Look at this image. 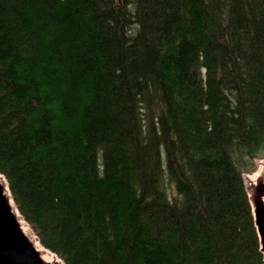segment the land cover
Instances as JSON below:
<instances>
[{"label": "trees", "instance_id": "16d2710c", "mask_svg": "<svg viewBox=\"0 0 264 264\" xmlns=\"http://www.w3.org/2000/svg\"><path fill=\"white\" fill-rule=\"evenodd\" d=\"M264 0H0V174L63 264H264Z\"/></svg>", "mask_w": 264, "mask_h": 264}, {"label": "water", "instance_id": "95a60500", "mask_svg": "<svg viewBox=\"0 0 264 264\" xmlns=\"http://www.w3.org/2000/svg\"><path fill=\"white\" fill-rule=\"evenodd\" d=\"M0 177L3 178L1 174ZM248 197L264 260V181L262 179L254 185L253 191L250 190ZM15 212L18 213L16 208L15 211L13 210L5 195V187L0 181V264H51L43 260L22 232Z\"/></svg>", "mask_w": 264, "mask_h": 264}, {"label": "bare ground", "instance_id": "6f19581e", "mask_svg": "<svg viewBox=\"0 0 264 264\" xmlns=\"http://www.w3.org/2000/svg\"><path fill=\"white\" fill-rule=\"evenodd\" d=\"M260 174H261V171H259L258 175H260ZM257 179H258V177H257ZM0 181L3 184V186L5 187V195L8 197L9 202H10L13 210L15 211V206H14V204L12 202L11 197H10V193H9L7 184H6L5 180L2 177H0ZM255 181H256V179H255ZM15 213H16L17 219H18V221L20 223L22 232L31 241L32 245L38 251V253L43 258V260L48 262V263H51V264H63L62 261L58 260L49 250L45 249L41 244H39L36 241L35 237L32 235V233H31V231L29 229V226L26 224V222H24V220L18 215L17 212H15ZM259 243H260V240H259Z\"/></svg>", "mask_w": 264, "mask_h": 264}, {"label": "rangeland", "instance_id": "374dc122", "mask_svg": "<svg viewBox=\"0 0 264 264\" xmlns=\"http://www.w3.org/2000/svg\"><path fill=\"white\" fill-rule=\"evenodd\" d=\"M256 167H257V169L256 170H254V173H252V174H250V175H247V176H245L246 178H245V188H246V190L247 191H249V193H250V190L251 191H253L254 190V185H256L257 183H258V181H259V179H262V180H264V159H262V160H258L257 162H256V165H255ZM259 171H261V174L260 175H258L259 174ZM257 177H258V179H257ZM255 179H256V181H255ZM253 189V190H252ZM30 229V228H29ZM31 231V230H30ZM32 233V232H31ZM32 235L35 237V239H36V236L32 233ZM36 241L39 243V241H38V239H36ZM40 244V243H39Z\"/></svg>", "mask_w": 264, "mask_h": 264}]
</instances>
